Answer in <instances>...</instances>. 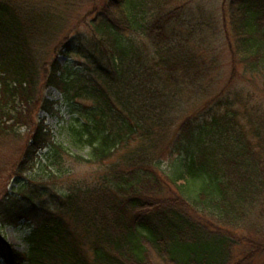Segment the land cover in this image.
I'll list each match as a JSON object with an SVG mask.
<instances>
[{"label": "trees", "instance_id": "1", "mask_svg": "<svg viewBox=\"0 0 264 264\" xmlns=\"http://www.w3.org/2000/svg\"><path fill=\"white\" fill-rule=\"evenodd\" d=\"M177 2L0 0V150L17 153L0 160L4 264L264 256V94L250 98L239 81L264 93V0ZM221 42L231 94L212 89ZM48 89L83 101L60 141L40 116L56 111ZM21 222L24 252L1 232Z\"/></svg>", "mask_w": 264, "mask_h": 264}, {"label": "rangeland", "instance_id": "2", "mask_svg": "<svg viewBox=\"0 0 264 264\" xmlns=\"http://www.w3.org/2000/svg\"><path fill=\"white\" fill-rule=\"evenodd\" d=\"M183 1L184 0H178L176 5H180L181 3H183ZM197 2L198 3L199 2L204 3L206 5V7H208V5L211 6V4L214 2L217 5L222 4V0H214V1L213 0H194L195 4ZM183 19H184V17H183ZM80 29L84 33L88 32L87 26H82ZM183 30H185L184 27H183ZM210 39L213 40L214 36H212ZM212 49H214V51H216V53L219 54L220 57L218 58V63L222 66L220 68V70L222 71V73L225 72L224 74H222L223 77H221L219 81L217 80L218 82L215 83L214 88L212 87V89L215 90L216 92H219V91L224 92V89L228 88L229 92L231 94V92L235 91V90L230 89L227 86L224 87V83L227 80V78L229 77V75H228L229 69L232 68V66H230L228 63L229 57L227 55V50H226V48L222 42H221V44L215 43L214 46L212 47ZM213 55H215V54H213ZM209 56H212V54ZM65 59L66 58L64 56H60L61 63H64ZM79 61L80 60L78 57H74V59L69 60L71 65L77 64ZM239 81L241 82V85L250 92V93H248L250 98H252V97L258 98V96H261V93L264 94L262 92L263 90H262L260 83L258 81H254V82H248L246 80H244V81L239 80ZM238 83L239 82L236 80L233 85L236 84V87H237L236 92L238 94H240L241 93L240 84L238 85ZM45 94L47 95V97L49 99L57 101L58 103L55 105L56 111L53 115H44L42 113V114H40V116L46 118L45 122H46L47 126L49 127V129L52 131V133L54 135V139L60 141V140H62L61 129L63 128V125H65V123L69 121V118L75 117L76 114H78V111H79L80 107L82 106L83 101L78 99V100H75L71 103L62 102L60 94L54 89H48L45 92ZM233 97H234V95L232 94L230 96V98L232 99ZM250 98L243 97V100L247 103V105H248V101ZM253 107H254V105L252 107L250 105H248L249 109L247 107L245 109L250 112ZM235 108L240 110V116L242 118V116L244 115V110H243L244 108H242V106H240V104H237L235 106ZM243 122L245 123L246 121L243 119ZM18 132L21 135H25L26 130H25V128H20L18 130ZM15 152H16V150L14 151L10 147H7V148H4L3 150H0V160H2V161L5 160L6 162H10L14 159V162H15V160H16L15 156L17 154ZM72 153L76 154L75 150H73ZM172 163H173V159L167 158L162 162V168L164 170H168L171 167ZM73 170L75 171V173H77V176L86 177V176H89L88 174H90L92 172V170H94V168L92 166L74 165ZM37 172H39V171H37ZM38 174H42V173H38ZM37 178L41 179V177H37ZM37 181H39V180H37ZM57 181H58V183L56 184V186L61 187L60 180H57ZM0 188H3L2 184L0 185ZM9 189H10V186H7V190H9ZM1 232H2V236L5 239V241L7 243L11 244L13 246L14 250L19 251V252H24L26 250L27 246H26V243L24 241V237L28 234L29 228L23 222H21V224L17 227H12V226L2 227ZM0 264H4V262L1 259H0ZM254 264H264V256L261 259L260 258L257 259L254 262Z\"/></svg>", "mask_w": 264, "mask_h": 264}]
</instances>
